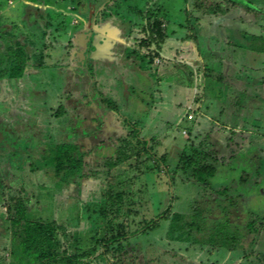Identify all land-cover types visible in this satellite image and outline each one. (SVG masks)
I'll list each match as a JSON object with an SVG mask.
<instances>
[{
    "label": "rangeland",
    "instance_id": "374dc122",
    "mask_svg": "<svg viewBox=\"0 0 264 264\" xmlns=\"http://www.w3.org/2000/svg\"><path fill=\"white\" fill-rule=\"evenodd\" d=\"M104 1L0 0L3 29L18 37L31 57V69H25L18 83L9 80L4 84L0 80V143L9 145L0 151L2 181L3 162H7L8 174L13 173L0 185V264H33L12 241L13 213L8 208L18 198L23 199L29 217L55 222L62 241L68 231L74 230L86 252L95 244L101 249L102 243L97 241L106 228L105 207L119 214L108 212L113 227L122 225L130 234L155 219L170 203L171 212L186 215L201 208L207 217L226 222L233 248L209 245V234H217V228L202 229L194 245L171 242L166 239L167 220L153 231L131 237L126 244L131 254L125 258L135 264H264L260 258L264 235H259L264 227V53L257 46L259 36H264V0H203L205 6L220 3L229 8L228 12L215 14L199 7L198 0ZM158 8L168 37L160 51L154 46L149 51L138 46L142 38H149L142 32L141 22L146 21L148 11ZM103 10L107 12L101 13ZM211 18L223 19V26L233 24L247 29L251 36L240 39L243 47L234 45L233 40L231 44L210 43L204 39V23L200 21ZM246 42H254L253 47L246 48ZM9 44L0 39V58ZM221 51L227 57L234 56L232 65L226 60L223 65L217 59L214 53ZM183 57L186 60H181ZM229 67L236 70L227 76ZM255 73L260 86L259 134L240 132L232 124L237 113L231 114L229 109L223 117L228 125L214 123L215 131L222 130L219 134L223 138L236 134L243 141L245 153L239 157L241 161L245 158L239 173L243 179L231 178L233 172L222 170L216 172L212 188H205L177 169L184 152L190 155L202 149L210 151L214 138L215 145L222 146L223 139L211 136L206 124L199 126L198 136L188 137V128L197 122L196 106L202 105L198 108L212 119L219 116L225 110L219 105L230 103L227 93L223 100L219 94L242 91L244 80L253 82ZM203 74L207 75L206 81L198 78ZM219 76L224 81L213 89ZM31 88L40 94L27 96ZM6 89L9 94L3 96ZM241 95L235 100L237 107L242 104ZM24 98L25 106L21 103ZM18 100L21 102L14 105ZM213 102L220 104L213 108ZM250 111L246 114L249 118L253 117ZM141 138L151 139L153 153L160 162L147 160L138 170L129 168L135 162L133 158L115 163L135 149H139L141 159L149 156L144 142H139ZM65 141L84 146L85 166L81 175L58 178L52 156L44 147ZM13 142L21 145L13 147ZM12 152L19 153L18 157ZM257 183L259 194L255 197L252 189ZM220 189L228 194L219 193ZM108 190H112V197H108ZM233 193L235 198H231ZM11 194L17 199L10 202ZM250 223L256 229H249Z\"/></svg>",
    "mask_w": 264,
    "mask_h": 264
},
{
    "label": "trees",
    "instance_id": "16d2710c",
    "mask_svg": "<svg viewBox=\"0 0 264 264\" xmlns=\"http://www.w3.org/2000/svg\"><path fill=\"white\" fill-rule=\"evenodd\" d=\"M197 5H199V7L201 6V8H206L205 10L211 14L224 12L225 10L228 12L227 9H229L228 7L225 8L220 3L205 6L207 4H205L203 0H198ZM159 10L160 8L154 12L148 11L147 16H144L146 21L144 22L145 25L143 22H141V28L142 32L145 33L149 38H142L143 40L141 39L142 41L138 43L140 48H148L149 51H151V47L154 46L155 50L160 51L162 45L166 42L165 40L168 37V35H166L167 29L165 28L161 19H159ZM105 12H107V10H103L104 14ZM139 12L142 13L140 10ZM6 36L11 40L13 45L8 50V53L10 54H8L7 58L5 57L6 59H4L5 63H7V68L4 70V72L9 77L20 78L24 74L25 68L28 65L31 57L29 54L27 55L24 46L19 41H17L14 35L8 34ZM189 38H191L190 35L187 37V39ZM259 51L264 53V36L261 35L259 36ZM262 64H264V62H262ZM107 101L112 104L110 99H107ZM140 141L144 142L143 148L147 154H149V156H146L145 159H141L139 156V149H135L133 153L130 152V154H125V156H123L124 158H117L115 163H125L128 162L130 158H133L135 162L134 164H131L129 168L138 170L139 167H141V163L146 162L147 160L156 159L160 162L159 157L153 153L151 139L141 138L139 142ZM195 152V154L190 155H186L184 152L178 161L177 169L181 170L188 179H192L195 183L199 182L205 188H207L210 186L211 180L216 173V164L210 161L213 154L211 151L206 149ZM133 154L134 157H131ZM81 157L82 153L80 152V146L72 143H58L55 146L53 156L56 175L58 177H73L76 174H80L82 164ZM171 180L174 181V177H172ZM112 193V190H108V197H112ZM118 196L119 199L122 198L121 194H118ZM171 205L172 203H170L168 208L160 213L155 219L149 221L145 228L155 229L160 226L163 220H170L168 238L191 243L199 242V234L201 233L200 231H202V229L207 228L209 230L210 228V230H212L217 228L219 231L217 234L210 233L213 237L209 234L211 237L210 241L207 240L209 245L212 247H234L233 237L230 235L229 230L225 228L226 224L224 223L226 222L222 220L215 221V219L212 217H207L201 208H195L194 212L188 215L176 211L171 212ZM14 208L15 217L11 220L13 232L19 237L20 244L24 248L25 256L34 261V264H80L82 262L78 254L67 255L64 252L58 251V238L55 226H53L52 223L45 222L41 218L29 217L27 208L22 198H20L19 201H15ZM104 210V214L106 216L109 213L114 216L119 215L110 208L108 209L105 207ZM210 220L213 221L212 226H210ZM222 227H224L226 231ZM123 228L124 226L121 225L122 230L120 229V234L116 236L118 237L117 239L126 237L127 233L122 232ZM248 228L252 230L256 229L255 225H252V223L248 225ZM231 244H233V246H231ZM245 256L247 257L249 254H246ZM260 258L264 260V253L260 254Z\"/></svg>",
    "mask_w": 264,
    "mask_h": 264
},
{
    "label": "crops",
    "instance_id": "0c3cea01",
    "mask_svg": "<svg viewBox=\"0 0 264 264\" xmlns=\"http://www.w3.org/2000/svg\"><path fill=\"white\" fill-rule=\"evenodd\" d=\"M240 1H242V0H240ZM222 21H224V20L223 19L222 20H213L212 18L210 21H208V20L200 21V22L204 23V24L202 23L204 26L201 28L202 33H204V39L210 43L222 42V43H227V44H231V41L233 40L234 45H238V46L243 47L244 46L243 40L246 39L247 37L251 36L249 31L247 29H238L233 24H230L228 26H223V24L221 23ZM247 23H249V20ZM198 26L201 27V25H198ZM234 35H237V37H238L237 40L234 39ZM240 39H243L242 42L240 41ZM246 44H248V45H246V48L251 49L254 45V42H246ZM257 46H258V51H259V44H257ZM204 49L207 50L206 47ZM253 50H254V48H253ZM200 52H202V50ZM200 52H199V55L203 56V54H200ZM233 52H234V49H233ZM214 54L216 56H219V57H217V59L220 60L221 63L223 60H226V62H229L228 63L229 65H232L233 63H231L230 61H235L234 56H228L227 57L226 55H224V53L222 51L221 52H215ZM177 56H180V55H177ZM199 58L202 60L201 57H199ZM157 60H158V62L160 61L159 58H157ZM181 60H186V59L183 57ZM181 62H183V61H181ZM202 62L204 64L203 60H202ZM222 64L224 65L225 63H222ZM258 68H259V66H258ZM235 70L236 69H234L233 67L227 68L225 71L226 75L230 76V73L233 75ZM206 77H207V75L203 74V75H201V77L199 76L198 78H201L203 81H206V79H205ZM252 77H253L252 78L253 82L251 80H244L243 90L241 89L242 91H240L239 89H236L237 91L232 90L230 92V94L228 93V91H225V92H222L219 94V96H220L219 99L223 100L226 96V93H227L229 96V100H230L229 104L219 105V108L222 107V109H221L222 111H223V109H225L223 112H221L219 114V116H216L215 118L212 119L209 116V114H205L204 112H202L201 109H199L200 107L202 108V105H200V104L197 105L196 108L198 109V111H197L198 113H196L197 119L195 120L197 122H196V124H194L195 127L192 126L193 128H188V131H189L188 137L193 138V137L198 136L200 134V131H199L200 127L199 126H201L202 124L209 125L210 131H211V136L215 135L216 138L220 136V139H223L222 144H221L222 146L219 145L220 147H218L217 145H215V140H217V139L214 138L213 139L214 140V142H213L214 148L209 149L211 151V153L213 154L210 161L213 162L215 159V161L217 162V164H216L217 174H219V172H221L222 170L228 169L230 172H233V174H230L229 177H231V178H233V177L239 178L240 177L241 180L243 178L241 177L240 174H242V169L244 168V166L242 165V162L245 160V158L241 161V158H239V157L243 156L242 155L243 152L245 153V148L242 144L243 141H241L239 137H236V134L233 136V138H228V137L223 138L220 135L221 134L220 132H222V130L219 129L216 132L215 131L216 128L214 127V123L218 122L215 125H220L221 127L228 125V122L223 120V117L225 118V112H228L227 109H229L231 114L234 111L237 113V116H235L233 118L235 120L232 119V124L236 128H239L240 132L247 131L248 133H251V134H259V89H260L259 75H257V73H255V74H252ZM222 81H224V80H222L221 76H219V78H217V81L214 82L215 87H213V89L217 87V84H221ZM234 92H236L235 96H234ZM239 93H242V95H241L242 96V101H241L242 104L241 105L239 104L237 107L235 100L239 98ZM203 96H206V94L203 93ZM210 98L213 99L212 95H210ZM201 101H202V103H204V97H203V99H201ZM201 101L199 103H201ZM215 104H220V103H214L213 102V108L215 106H218ZM252 107H253V109H252ZM249 109L251 110L250 113H252V116H253L251 118H249V116L246 115L247 112L249 111ZM213 120H214V122H212ZM255 122L257 123V125L254 124ZM242 137L243 136L241 135V139H243ZM210 139H211V137H210ZM186 140L189 142L188 139H186ZM192 144H193V142H192V140H190L189 145H192ZM215 147H217V148H215ZM227 149H230V151L228 152ZM257 155L258 154L253 155L251 160L252 161H253V159L255 160ZM215 161L213 162L214 164L216 163ZM234 161H236V162H234ZM236 174H237V176H236ZM213 178L211 180L210 186L207 187L208 189L212 188V186H213V183H214ZM226 189H227V187H226ZM252 190H253L252 193L256 197L259 194L258 183L256 184V187L253 188ZM225 191H223L222 189L218 190L219 193L227 195L228 193ZM239 195L242 196L244 194L239 193ZM231 198H235L234 193L232 194ZM262 224H263V222H262ZM262 229L260 231L261 237L264 235V229L263 230Z\"/></svg>",
    "mask_w": 264,
    "mask_h": 264
},
{
    "label": "flooded vegetation",
    "instance_id": "af4514ba",
    "mask_svg": "<svg viewBox=\"0 0 264 264\" xmlns=\"http://www.w3.org/2000/svg\"><path fill=\"white\" fill-rule=\"evenodd\" d=\"M105 1H107V0H105ZM105 1H104V3H108L109 0L107 2H105ZM101 13H103V11ZM91 29L94 30V31H96L94 28H91ZM8 34H10V33H7L6 30L3 29L2 25H1V22H0V39L6 40V41H8L10 43L9 46L6 48V50L3 52V54H2V56L0 58V80H2L4 84L8 83L9 80H10V83H11V81L18 83L19 82L18 79L22 78L23 75H24L23 74L22 77H20V78H17V77H9L4 72V70H6V68H7V65H6L7 63H5L4 59H6L7 58V55L10 54V53H8L9 52L8 50L13 45L12 42H11V40L6 36ZM11 35H13V34H11ZM15 38L17 39V41H19L22 44V42L19 40L18 37L15 36ZM11 61H12V59H11ZM29 64L30 63L28 62V65L25 68L28 71H30V69H31V67H30ZM24 84H22L23 87L25 86ZM23 87L21 88L22 90H24ZM10 88H12V86L8 87L7 89H10ZM7 89L4 90L3 96H6L7 94H9V91ZM36 94H40V91L39 90H34V89L31 88L26 95L27 96H31V95L34 96ZM20 102L21 101L15 103L14 105H17ZM21 103H24V106L27 104V101L25 100V98H24V100L22 99V102ZM4 109L6 111L9 110V106H5ZM56 115L57 116L61 115V110ZM56 115H54V116H56ZM61 143H72V144H75L77 146H80V152L82 153V157H81L82 164H81L80 174H76V175H81V173H82V171L84 169V166H85V156H86V153H85V150H84V146L81 143H78V142L65 141V142H61ZM12 145H13V147H15V146L18 147L21 144H16L15 142H13ZM8 147H9V145L8 146H5L3 144V142L0 143V151L6 149ZM54 149H55V144L53 145V147H51V146L44 147V151L51 154L52 160H54L53 159ZM37 151H38V148H36V153H37ZM42 152H43V150H42ZM12 153L15 154L16 158L18 157L17 154H19V153H17V154L15 152H12ZM26 153L27 154H31L32 152L31 151H27ZM3 155L7 156L8 154H3ZM30 159H31V157H30ZM3 164H4V166H2V169L5 171L4 172L5 173V178L4 179H5V181H7V179H9V178L11 179L13 177V173L8 174L9 169H8V166H7V162H3ZM24 165H25V163H23L20 168L23 169V166ZM12 166L14 168L15 165H12ZM54 173H55V176L58 177L56 175V171H55V162H54ZM22 177L23 176H21V178ZM58 178H61V177H58ZM67 178H71V177H67ZM5 181H2L1 172H0V185H4L5 184ZM8 181H10V180H8ZM20 182H22V179H20ZM14 198H16L15 194H11L10 195V198H9L10 202ZM19 199L20 198H18V201H19ZM14 203H15V201L11 202V204H10L11 206H9V208H8L10 210V213L11 214L13 213L12 218L15 217V214H14V210H15ZM103 216L105 217V220H107L106 222H104L105 225H106V228L104 230L105 232L103 234V237H101L99 239L97 238L98 239L97 242L98 243H100V242L102 243L101 249H99L98 244H95L87 252L84 251V250H82L81 246L79 245V243H80L79 235H77V233L74 230L68 231L67 234H66V236L64 235L66 238H64V241H62L61 239H59L58 233H60V228H58L57 224L55 222H53V221H51V222H47L45 220L44 221L47 222V223H52L53 226H55V230H56L57 238H58V245H57L58 251L59 252H64L67 255L78 254L79 258L82 260V262L80 264H91V263L95 264V262H96V264H135L134 261H132V260L129 261V259L127 260L125 258V255H127V254L130 255L131 254V251H129V248L126 246V244H128L130 242V238L131 237L136 236V235H139V234H144V233H146L148 231H153L156 228L155 229L145 228L146 227V224L148 223L147 222V223L144 224V227L142 226V228L140 230H137L138 232L137 231L132 232L133 235H132V233L131 234L129 233V230L126 231L125 228H123V231L122 232H126L127 233L126 237L117 239L118 237H116V236H118L120 234L121 226L118 225L117 227H113V223L114 222L112 221V219H110L109 214L107 216L104 214ZM12 218H11V220H12ZM163 221H167V220H163ZM95 232L98 233L99 236H102V235H100V231L97 230ZM12 233H13V235H12V241L15 244L19 245L23 249V252H24V248L20 244V239H19V237L17 235L14 234L13 229H12ZM259 235H261L260 232H259ZM166 239L169 240V241H171V242L172 241H179V240H172V239H169L168 238V229H167V232H166ZM181 242H184V241H181ZM188 243L190 245L196 244V243H191V242H188ZM132 249L134 251V248L133 247L131 248V250ZM24 255H25V253H24ZM26 258H28V257H26ZM148 260H150V259L148 258L147 261ZM30 261L33 262V264H34V261H32L31 259H30ZM141 264H144V263H141Z\"/></svg>",
    "mask_w": 264,
    "mask_h": 264
}]
</instances>
